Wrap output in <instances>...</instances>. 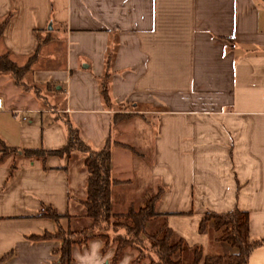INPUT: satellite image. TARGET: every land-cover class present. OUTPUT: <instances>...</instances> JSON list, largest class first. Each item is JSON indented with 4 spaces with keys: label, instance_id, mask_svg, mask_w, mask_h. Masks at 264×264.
Wrapping results in <instances>:
<instances>
[{
    "label": "crops",
    "instance_id": "0c3cea01",
    "mask_svg": "<svg viewBox=\"0 0 264 264\" xmlns=\"http://www.w3.org/2000/svg\"><path fill=\"white\" fill-rule=\"evenodd\" d=\"M3 54L16 67L34 58L17 82L0 74V147L15 151L0 156V264H56L58 240L27 236L66 229L83 214V153L21 154L62 147L64 120L88 148L108 142L112 213L157 195L153 211L168 223L237 210L248 238H264V0H0ZM129 113L136 131L115 120ZM146 132L153 184L130 200L124 175H133L129 158ZM122 152L126 160L116 161ZM41 207L68 218L36 217ZM205 228L210 239L186 246L235 253L215 240L211 221ZM101 248L94 238L71 245L69 264H110L111 249ZM245 264H264V245Z\"/></svg>",
    "mask_w": 264,
    "mask_h": 264
},
{
    "label": "trees",
    "instance_id": "16d2710c",
    "mask_svg": "<svg viewBox=\"0 0 264 264\" xmlns=\"http://www.w3.org/2000/svg\"><path fill=\"white\" fill-rule=\"evenodd\" d=\"M33 58L34 56L29 57L24 65L16 67L6 54L0 55V74H9L17 82L20 76L27 71ZM106 88V76L104 75L98 83L99 97L104 104L108 102ZM63 124L65 127V144L62 147L51 151L26 150L21 152L28 157H67L73 151L84 154L82 164L86 171L85 198L80 202L83 207V214L73 217V220L84 219L88 221L87 225L82 226L78 231H72L68 228L62 229L58 226L52 234L27 236V239L31 241L58 240L60 245L55 250L57 254L56 264H69L70 246L84 243L88 239L100 240L102 243L100 251L103 253L109 245L107 244L109 234L111 235L109 242L114 244L110 264H116L125 248L141 249L144 242L155 256V261H150L147 264H245L247 254L252 249L264 245V238H248L245 212L232 210L222 214L205 213L201 216L198 225L201 226V224L211 221L212 230L217 233L215 240L226 243L235 250V253L226 256H207L203 255L200 249L194 247L190 250L189 260L184 263L183 258L186 249L179 239L171 240L170 231L164 223L167 216L156 214L153 211V203L157 195L149 197L136 210L112 213L109 207V192L112 182L108 167V142H105L101 148L92 150L79 139L76 129L67 120H64ZM1 147L5 152L15 153L13 149L5 148L2 145ZM0 156L5 155L1 154ZM36 217L47 218L55 223L61 218H68L67 215H57L48 207H41ZM6 257L7 254L0 256V262ZM141 260L137 258L130 261L129 264H139Z\"/></svg>",
    "mask_w": 264,
    "mask_h": 264
},
{
    "label": "rangeland",
    "instance_id": "374dc122",
    "mask_svg": "<svg viewBox=\"0 0 264 264\" xmlns=\"http://www.w3.org/2000/svg\"><path fill=\"white\" fill-rule=\"evenodd\" d=\"M130 112H133V111H130ZM135 115L136 114H133V113H129L128 115L121 114V115H117L115 120L116 122H119L124 119L126 120L128 119L127 122L122 121L124 122L122 124H126V125L129 124L134 127V125L138 124V121L136 120ZM133 130L136 131L135 127L133 128ZM147 136L148 134L146 132L144 135L143 145L136 146L135 143L132 144V146H136L133 149L135 153L134 156H130L129 158V167H130L129 169H130V172L132 170L133 175H131V173H129V175L128 174L124 175L125 179H129V184H130L131 194H132V198L129 197L130 200L136 199L137 195H141L144 191L147 193L148 186L153 184V181H151L148 178V173H147L148 160H149V148L147 147ZM126 143H128V141ZM1 154L8 155V154H14V153L5 152V150L2 147H0V155ZM125 155H127V153L122 152L121 156L118 155L116 157V161L120 162L121 160L122 161L126 160ZM148 193L150 194V192ZM147 199H149V196H146L144 199H142V201H140L142 202L141 204L143 205V202L146 201ZM131 206L129 207L131 210H136L135 207H131ZM200 218L201 217H198L195 213H192V214L187 213V214H182V215L177 216V218H175L173 222L171 223H168L167 220L165 219L164 223L167 229L170 231L171 240L176 241L179 239L181 241L182 246L185 247L186 249V252H185L186 254H185V257L183 258L184 263H187V261L189 260V254L192 248L195 247L197 249H200L199 246H195V245H192L190 247L186 246L184 239H190V241L193 239H210L213 235L211 231L206 230L205 226L207 223L201 224V226L198 225ZM87 223L88 221L81 219V218H77L70 223V227H68V229L72 231H78L82 226H86ZM158 224H160L159 221H158ZM156 226L157 224L155 225V228ZM177 229L178 231H176ZM214 236L216 237L217 233H214ZM110 237L111 235L109 234L108 241H107V244L109 245L106 244L107 248L105 250L111 249V253H112L114 244H112L111 241L109 242ZM202 252L203 251H201V253ZM124 253L131 255V259H130L131 261L137 258H139V260L142 259L139 264H147L150 261H155V256L153 252L148 248V245L145 242L142 243L141 249H137L133 247L125 248L121 252L120 257Z\"/></svg>",
    "mask_w": 264,
    "mask_h": 264
},
{
    "label": "built area",
    "instance_id": "2783aa9c",
    "mask_svg": "<svg viewBox=\"0 0 264 264\" xmlns=\"http://www.w3.org/2000/svg\"><path fill=\"white\" fill-rule=\"evenodd\" d=\"M0 111H3V105H2V102L0 100ZM17 113V111H12V114L15 115ZM23 119V118H21Z\"/></svg>",
    "mask_w": 264,
    "mask_h": 264
}]
</instances>
